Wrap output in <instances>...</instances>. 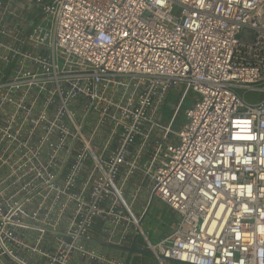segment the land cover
Segmentation results:
<instances>
[{"label": "built area", "instance_id": "obj_1", "mask_svg": "<svg viewBox=\"0 0 264 264\" xmlns=\"http://www.w3.org/2000/svg\"><path fill=\"white\" fill-rule=\"evenodd\" d=\"M0 264H264V0H0Z\"/></svg>", "mask_w": 264, "mask_h": 264}, {"label": "rangeland", "instance_id": "obj_2", "mask_svg": "<svg viewBox=\"0 0 264 264\" xmlns=\"http://www.w3.org/2000/svg\"><path fill=\"white\" fill-rule=\"evenodd\" d=\"M198 96L196 93L192 92L188 94V97L186 98L185 102L183 103V105L181 106L180 110H179V114L174 122V124L172 125V129H179V127L181 126V124H183L187 119L183 113V109L185 107H187L190 103L193 97ZM169 100V99H168ZM167 106L164 107L163 109V120L164 121H168L169 117H170V111L167 110ZM156 207H153V210H155ZM155 216H158V218H156L157 224L159 225L160 228H162L164 231H167V226H166V222H168V216L165 215L164 211H162V209L160 210L158 208L157 211L154 212ZM147 221L148 218H145L142 222V226L143 228L146 230V225H147ZM149 237L151 239L152 242H156L158 241L155 237H153V235L151 234V230L149 231Z\"/></svg>", "mask_w": 264, "mask_h": 264}, {"label": "water", "instance_id": "obj_3", "mask_svg": "<svg viewBox=\"0 0 264 264\" xmlns=\"http://www.w3.org/2000/svg\"><path fill=\"white\" fill-rule=\"evenodd\" d=\"M261 94L260 93H247L244 95V99L247 102L256 103L260 101Z\"/></svg>", "mask_w": 264, "mask_h": 264}]
</instances>
